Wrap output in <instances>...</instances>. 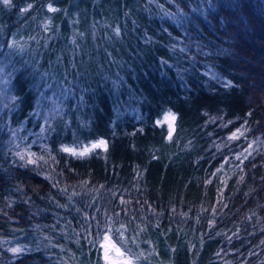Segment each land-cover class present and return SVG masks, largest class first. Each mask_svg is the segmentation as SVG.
Instances as JSON below:
<instances>
[{"label":"trees","instance_id":"1","mask_svg":"<svg viewBox=\"0 0 264 264\" xmlns=\"http://www.w3.org/2000/svg\"><path fill=\"white\" fill-rule=\"evenodd\" d=\"M1 79L0 264H264V0H0Z\"/></svg>","mask_w":264,"mask_h":264},{"label":"snow or ice","instance_id":"2","mask_svg":"<svg viewBox=\"0 0 264 264\" xmlns=\"http://www.w3.org/2000/svg\"><path fill=\"white\" fill-rule=\"evenodd\" d=\"M2 2L6 6H10L11 0H2ZM28 7L30 8L31 5H28ZM50 10L54 11L55 9H50ZM22 11H27V9H22ZM229 84H230V82H229ZM168 118H170L172 121H175V119H176L175 115L172 114L171 112L168 113V116L166 117V119H168ZM169 128H170V130H169V137L168 138L171 139V135H172V127H171V125L169 126ZM237 132H240V130L238 129ZM240 134H242V133H240ZM236 138H238L236 133H233L232 136L230 137V139H236ZM102 146L106 147V142L103 141V140L98 141L96 143H93L90 146H84L79 151L76 148L67 147V146L63 147L62 151L68 152V153H70L73 156L84 157L91 151V149H94L96 147H102ZM250 147H251V145H250ZM20 159L24 160L25 157L23 155H20ZM28 163H36V161L32 160V159H29ZM100 247L102 249H104V258L108 262V264H113V262L109 260V256L110 255H115V254H119V259L122 261V264H132L131 260L123 259L124 254L120 252V249L117 248L114 243H112L111 237L107 234V232L103 236V239L101 241ZM11 251L13 253H19V252L22 251V249L13 248V249H11Z\"/></svg>","mask_w":264,"mask_h":264},{"label":"rangeland","instance_id":"3","mask_svg":"<svg viewBox=\"0 0 264 264\" xmlns=\"http://www.w3.org/2000/svg\"><path fill=\"white\" fill-rule=\"evenodd\" d=\"M38 46H40V40L36 39V38L31 40V41L27 40L23 44H17L14 48V51L16 52L17 56L19 57V61L17 62V64L22 66V64H25L26 62L28 64H31V62H36V61L40 62V60L36 59V52H37ZM0 81H1V83L5 82L4 79H1ZM0 91H1V89H0ZM2 108L3 107H1V105H0V112H1ZM29 159L33 160L34 158L28 157L27 160H29ZM14 248H16V247H14ZM117 257L118 256L116 254L110 255L109 259L114 264H116Z\"/></svg>","mask_w":264,"mask_h":264}]
</instances>
